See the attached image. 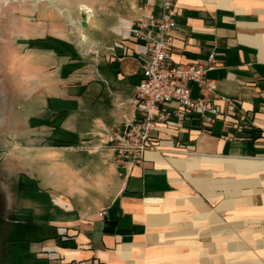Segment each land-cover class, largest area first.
<instances>
[{"label": "crops", "instance_id": "obj_1", "mask_svg": "<svg viewBox=\"0 0 264 264\" xmlns=\"http://www.w3.org/2000/svg\"><path fill=\"white\" fill-rule=\"evenodd\" d=\"M172 1L178 10L172 61L207 63L215 52L217 66L207 74L214 91L195 83L191 95L206 94L217 112L176 108L170 123L152 131L154 146L142 165L116 164L109 134L133 114L146 52L131 26L151 12L159 15L163 3L130 0L115 15L114 42L96 44L98 78L46 96L74 106L60 129L69 145H52L47 133V143L31 148L49 152L51 171L58 176L61 168L64 181L63 187L52 184L57 193L45 190L50 205L43 217L38 202L32 219L57 235L33 242L35 264L262 261L264 0ZM116 43L121 46L114 49ZM225 97L235 102L233 112ZM60 148L70 152L67 159L59 158Z\"/></svg>", "mask_w": 264, "mask_h": 264}, {"label": "rangeland", "instance_id": "obj_2", "mask_svg": "<svg viewBox=\"0 0 264 264\" xmlns=\"http://www.w3.org/2000/svg\"><path fill=\"white\" fill-rule=\"evenodd\" d=\"M10 1L0 0V196L8 211L0 248L2 264H35L33 234L21 227L27 239L17 240L16 221L32 222L38 202L44 204V217L50 205L45 190L51 187L57 193L64 181L61 168L58 176L51 171L49 152L31 148L47 143V133L53 139L67 138L60 130L65 118L59 112L74 106L67 100L53 103L46 96H57L62 86L77 87L98 78L101 53L96 44L114 42L115 15L125 12L130 0ZM57 153L67 159L70 152L60 148ZM257 228L264 229V220ZM45 229L37 230L38 238L44 237ZM252 264H264V257L261 261L257 256Z\"/></svg>", "mask_w": 264, "mask_h": 264}, {"label": "built area", "instance_id": "obj_3", "mask_svg": "<svg viewBox=\"0 0 264 264\" xmlns=\"http://www.w3.org/2000/svg\"><path fill=\"white\" fill-rule=\"evenodd\" d=\"M177 14L174 2L163 0L159 15L151 12L146 19H140L131 26V35L145 44L146 52L133 99V114L114 125L108 138V147L118 166L131 168L142 165L147 151L154 146L152 131L160 123H170L177 115V109L181 113L217 112L212 99L206 94L198 97L191 95V85L195 83L205 92L214 91L215 81L207 74L217 66L215 52L209 54L207 63L172 61ZM120 46L116 43L114 49ZM223 100L233 112L236 108L233 99L225 97ZM101 214L106 215L107 211L103 210Z\"/></svg>", "mask_w": 264, "mask_h": 264}, {"label": "trees", "instance_id": "obj_4", "mask_svg": "<svg viewBox=\"0 0 264 264\" xmlns=\"http://www.w3.org/2000/svg\"><path fill=\"white\" fill-rule=\"evenodd\" d=\"M60 113V115L62 116V118H65L69 113H68V110H63V111H60L59 112ZM61 118V119H62ZM50 140H51V144L52 145H57V146H65V145H69V142L68 141H66V140H63V139H53V138H50ZM20 190H23V184L21 183V189ZM16 223H17V232L19 233V238H17V240H22V237H23V240L25 239H27V238H24V237H26L25 236V234L24 235H22L21 233V227H27L26 229L30 232V233H32L33 235L31 236V240L30 241H34V242H42V241H45V240H47V239H49V238H53V237H57V235H51V233H48V231H47V226H45L46 227V229L45 230H43V231H46L47 233L46 234H44V237H42V238H38V236H37V230L38 229H41L43 226H40V225H38V224H36L35 222H27V223H22V222H20V221H16ZM26 225V226H25ZM49 229L51 230V227H49ZM14 240V238H11L9 241H13ZM29 240V239H28ZM8 241V242H9ZM6 251H7V248H6ZM6 255V254H5Z\"/></svg>", "mask_w": 264, "mask_h": 264}, {"label": "flooded vegetation", "instance_id": "obj_5", "mask_svg": "<svg viewBox=\"0 0 264 264\" xmlns=\"http://www.w3.org/2000/svg\"><path fill=\"white\" fill-rule=\"evenodd\" d=\"M4 203H5V200H3L1 198V196H0V229L4 225V223H5V216L8 213L7 206ZM3 256H4V253L1 252V248H0V264H2Z\"/></svg>", "mask_w": 264, "mask_h": 264}, {"label": "bare ground", "instance_id": "obj_6", "mask_svg": "<svg viewBox=\"0 0 264 264\" xmlns=\"http://www.w3.org/2000/svg\"><path fill=\"white\" fill-rule=\"evenodd\" d=\"M10 2H13V1L11 0ZM82 7H85V5H83ZM89 10H91V9H89ZM89 10H88V11H89ZM84 11H85V10H84ZM86 12H87V11H86ZM88 14H89V13H88ZM89 15H90V14H89ZM88 20H89V19H88Z\"/></svg>", "mask_w": 264, "mask_h": 264}]
</instances>
